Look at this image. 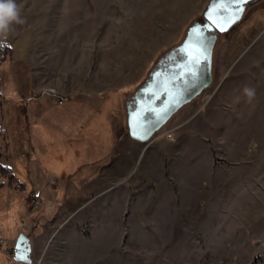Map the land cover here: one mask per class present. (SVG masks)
I'll list each match as a JSON object with an SVG mask.
<instances>
[{
	"label": "rangeland",
	"instance_id": "rangeland-1",
	"mask_svg": "<svg viewBox=\"0 0 264 264\" xmlns=\"http://www.w3.org/2000/svg\"><path fill=\"white\" fill-rule=\"evenodd\" d=\"M209 1L15 0L25 22L11 26L6 42L12 54L0 67V133L6 136L0 137V161L28 188L0 182V234L7 239L0 264H24L14 259L20 233L32 242L30 264H264V0L217 40L214 84L158 133L175 141L168 144L173 149L179 137L172 135L215 102L218 89L244 97L247 86L256 90L259 113L253 130H246V149L233 151L211 133L193 159L216 167L204 182L183 184L181 194L176 184L171 207L151 189L126 200L118 194L132 185L125 181L96 196L88 210L72 213L62 208L67 192L55 183L45 188L43 179L47 171L66 179L96 169L117 136L138 143L128 134L127 98L156 59L183 41ZM2 49L0 43V56ZM52 91L63 104L51 99ZM84 95L92 99H80ZM100 98H106L101 105ZM41 188L35 208L32 194Z\"/></svg>",
	"mask_w": 264,
	"mask_h": 264
},
{
	"label": "crops",
	"instance_id": "crops-1",
	"mask_svg": "<svg viewBox=\"0 0 264 264\" xmlns=\"http://www.w3.org/2000/svg\"><path fill=\"white\" fill-rule=\"evenodd\" d=\"M123 86H119L116 90H120ZM227 88L225 86L218 89L219 91L214 95L215 102H209L195 112L186 122L191 125L184 127L181 134L172 135L176 140V137H179L178 143H173L176 144L173 149L168 147L170 139H159L161 134L153 139L155 141L152 140L146 144L138 141H135L138 142L137 144L127 143L124 138L117 136L114 150L96 169L86 173H71L66 179L47 171L43 178L45 188L50 183H55L65 190L68 194V202L63 203L62 208L64 206L66 209L69 208L72 213L85 208L88 210L90 202H93L96 196L117 188L118 184L125 181H130L132 185L129 188H122L118 193L119 196L126 194L125 199L130 193L131 195L137 193L141 196L151 189L156 192L158 199L161 197L169 199L170 202L166 206L170 205L171 207L174 205L173 201L176 197V184L179 188L178 192L180 191L181 194L182 186H185L183 184L198 185L200 181L204 182L212 174V168L216 167V164L211 161L199 165L200 162L196 163V160L193 159L197 154V146H204L203 143L207 144L206 140L211 133L214 132L218 141L222 145H228L233 151L246 149L244 146L248 138L246 130H253V126L256 125L254 116L259 111H256L254 106L255 99L248 103L245 97H230ZM83 98L92 99L89 95H84L80 99ZM105 99L100 98L96 102L101 105L102 100L105 101ZM262 115H264V110ZM207 129L212 132H208ZM113 130L115 132V129ZM131 148L134 150L132 151ZM86 165H81V167ZM133 167L135 171L132 176L122 175L127 168L133 169ZM222 174V169L218 173L215 172L219 183H221ZM39 192L42 196L43 188ZM58 192L60 193V191L55 193L58 194ZM125 199L121 200L120 208L124 207ZM97 207L102 209L100 206Z\"/></svg>",
	"mask_w": 264,
	"mask_h": 264
},
{
	"label": "water",
	"instance_id": "water-1",
	"mask_svg": "<svg viewBox=\"0 0 264 264\" xmlns=\"http://www.w3.org/2000/svg\"><path fill=\"white\" fill-rule=\"evenodd\" d=\"M245 2L237 7L242 9L237 15V8L227 9L228 0L209 1L203 12L205 24L196 22L190 25L185 39L178 46L182 53L181 62L170 72L166 71L163 78H157L153 73V79L136 91V107L129 106L127 109L128 134L132 140L141 143L153 140L180 109L214 84L212 67L218 35H208L207 30L220 33L233 30L244 16ZM203 26H207V30ZM24 237L20 233L16 240L14 259L20 261L16 259L18 249L29 246L28 255L32 263L31 239L27 238V245L19 244Z\"/></svg>",
	"mask_w": 264,
	"mask_h": 264
},
{
	"label": "flooded vegetation",
	"instance_id": "flooded-vegetation-1",
	"mask_svg": "<svg viewBox=\"0 0 264 264\" xmlns=\"http://www.w3.org/2000/svg\"><path fill=\"white\" fill-rule=\"evenodd\" d=\"M261 0H248L247 2H245V13L247 12L248 8H250L252 5L260 2ZM230 5V6H229ZM240 5V4H239ZM239 5L237 4H234L231 2V0H228V8L227 9H233V8H237ZM244 13V15H245ZM196 22H199L201 24H205V21H204V16L202 14L201 17L195 19L193 21V23H196ZM192 23V24H193ZM191 24V25H192ZM190 27V26H189ZM188 27V28H189ZM207 26H203V29L204 30H207L206 29ZM188 31V29H187ZM207 33L208 35H212V34H217L218 35V39L220 36H222L223 34H226V33H229V32H225V33H220L218 32L217 30H207ZM187 34V33H186ZM186 37V36H185ZM185 39V38H184ZM183 39V40H184ZM183 42V41H182ZM181 42V43H182ZM179 43L178 45L174 46L173 48H171L170 50H168L167 52H165L163 55H161L160 57H158L156 59V61L154 62V65L153 67H151L149 70H148V73L146 74V76L144 77V79H142V81L140 82V84L137 86L136 90L134 93H132L130 95L129 98H127V101H126V111L128 109L129 106H132V107H136V101H137V98L135 97V94H136V91L143 85L145 84L148 80L150 79H153V73H155V76H157V78H163L165 75V72L168 71L170 72L171 68L176 66L179 62H181V59H182V53L180 52V50L178 49V46L181 44ZM212 75L214 77V59H213V67H212ZM200 97V96H199ZM199 97H197L196 99H198ZM194 99V100H196ZM193 102V101H192ZM171 120V119H170ZM169 120V121H170ZM168 121V122H169ZM167 122V123H168ZM166 125H164L165 127ZM163 127V128H164ZM162 128V129H163ZM161 129V130H162ZM160 130V131H161ZM25 237H24V240L22 242H20L19 244L21 246L23 245H27L28 244V239L27 238H30V236H28L27 234H24ZM19 236V235H18ZM18 238V237H17ZM16 247V245H15ZM16 250V248H15ZM15 252V251H14Z\"/></svg>",
	"mask_w": 264,
	"mask_h": 264
},
{
	"label": "trees",
	"instance_id": "trees-1",
	"mask_svg": "<svg viewBox=\"0 0 264 264\" xmlns=\"http://www.w3.org/2000/svg\"><path fill=\"white\" fill-rule=\"evenodd\" d=\"M1 44L3 45V49H2V55L0 56V67H1L2 63H4L5 61H8L10 55L12 54V48L10 46H8L6 41L1 43ZM2 85H3V81L1 78V74H0V88L2 87ZM112 93L115 94L116 96H118L122 92H121V90H117V91H112ZM3 119H4V116H3V97H2V92L0 91V121ZM0 137H3L4 140L6 141V138H5L6 136L3 133H0ZM8 147H9V145L6 142V148L8 149ZM2 179H5L6 183H2L1 182ZM0 182H1L2 187L6 186V187H9L11 189L18 190L21 192H25L28 188L27 184L24 181L19 179V177L13 171V169L9 165L4 164L1 161H0Z\"/></svg>",
	"mask_w": 264,
	"mask_h": 264
},
{
	"label": "clouds",
	"instance_id": "clouds-1",
	"mask_svg": "<svg viewBox=\"0 0 264 264\" xmlns=\"http://www.w3.org/2000/svg\"><path fill=\"white\" fill-rule=\"evenodd\" d=\"M24 22L15 0H0V43L6 41L13 24H23ZM242 92L248 103L255 99V88L246 86Z\"/></svg>",
	"mask_w": 264,
	"mask_h": 264
},
{
	"label": "built area",
	"instance_id": "built-area-1",
	"mask_svg": "<svg viewBox=\"0 0 264 264\" xmlns=\"http://www.w3.org/2000/svg\"><path fill=\"white\" fill-rule=\"evenodd\" d=\"M51 94H52V95H51V99H52L55 103H57V104H59V105L63 104V102H64V98H63L62 96L58 95V94L55 93L54 91H52ZM40 198H41V194H40V192H38V193L35 192V193L32 194V201L34 202V206H35V208L38 207L39 204L41 203ZM6 244H7V239H6L2 234H0V246H2V245H6ZM14 248H15V247H13V250H14Z\"/></svg>",
	"mask_w": 264,
	"mask_h": 264
},
{
	"label": "snow or ice",
	"instance_id": "snow-or-ice-1",
	"mask_svg": "<svg viewBox=\"0 0 264 264\" xmlns=\"http://www.w3.org/2000/svg\"><path fill=\"white\" fill-rule=\"evenodd\" d=\"M232 3L234 4H242L245 2V0H231ZM236 14L238 15L239 12L242 11L241 8H237L236 10ZM29 252H30V247L29 246H25L23 249H18L17 251V256H16V259L17 260H20V261H23L24 264H30V260H29Z\"/></svg>",
	"mask_w": 264,
	"mask_h": 264
}]
</instances>
